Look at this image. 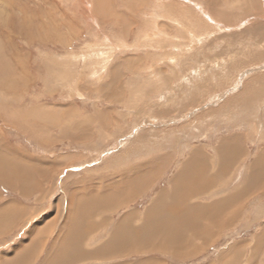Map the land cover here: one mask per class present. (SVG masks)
I'll list each match as a JSON object with an SVG mask.
<instances>
[{"label": "rangeland", "instance_id": "rangeland-1", "mask_svg": "<svg viewBox=\"0 0 264 264\" xmlns=\"http://www.w3.org/2000/svg\"><path fill=\"white\" fill-rule=\"evenodd\" d=\"M1 140L11 162L0 145V178L27 175L23 187L0 180V259L35 232L26 264H44L81 220L108 221L84 238L100 247L171 189L193 152L220 173L231 152L218 151L233 140L223 192L190 202L209 209L204 240L181 258L139 246L79 264H264V0H0ZM137 174L146 186L111 208ZM108 192L110 212L89 217L90 194L95 206ZM9 203L18 214L3 213Z\"/></svg>", "mask_w": 264, "mask_h": 264}, {"label": "crops", "instance_id": "crops-1", "mask_svg": "<svg viewBox=\"0 0 264 264\" xmlns=\"http://www.w3.org/2000/svg\"><path fill=\"white\" fill-rule=\"evenodd\" d=\"M226 141H224L221 144V147L218 151L219 155H221L220 151L225 146H227L226 150H228V153L237 152V149H235L236 148L235 145H231V144L228 145ZM232 144H235L234 141H232ZM0 145L2 147L4 146V148L2 149H5L6 147V149L4 150L7 151L6 153H4L5 157L4 155L2 156L6 158L5 160L7 161V157L11 156L9 155L11 153H8L9 149L11 148L8 147L7 144H4L2 140L0 142ZM234 157L235 158L237 157V153H234ZM207 159H208L206 162L207 169L205 171H198L190 168L191 166H189V161H188L187 164L184 165L182 173L174 180V184L171 185V189L167 193L161 194L157 198V200L153 203L152 207L146 211L144 216L141 217L138 215L137 217H134V214H127V216H129V223H128L129 229L127 230L128 240L125 243L124 247H121L120 251L117 252L118 249L115 244L116 228L119 226V224L126 215L122 218V220L119 221L117 225H115L113 234H110V239L108 240V244L104 243L101 244L100 247L98 246V248L94 247L93 249L91 248L88 249L89 244L85 240L82 244L81 249H83L84 251L94 250V252L93 254L80 259L74 264H79L81 262L88 260L96 261V263H104L102 261L110 262L113 258L117 259V257L120 256H127V253L129 251H134L139 246H140L141 254L144 255L146 254L154 255L157 253H170L175 257L181 258L182 255L181 252H184L185 248L191 246L195 238H198L199 240L200 239L204 240V238L207 237V233L206 232L203 233L202 232L203 230L201 231V228L200 226L197 225L198 224L197 222L199 217L207 216L209 209L201 205L191 206L190 202L194 198H198L202 196L212 197L222 193L223 191L221 188H223L225 184L219 183V180L227 175V172H225V174L220 172L216 175H210L209 174L211 170V167H209L210 160L209 158ZM234 160L232 159V162H234ZM7 162L8 165H10L11 161L10 162L7 161ZM3 163L4 162L0 163L1 167L2 165H4V167L6 168L7 166H5V164ZM256 166H254V171ZM8 171L9 173L12 172L11 169H9ZM252 176H253V171L251 173V178H253ZM251 178L249 177L250 183L248 185H251V180H252ZM0 180L3 181L7 186L15 187L16 185L13 184L12 182H17L19 186L23 187V184L21 185L19 183V179L16 178H14V180L11 179L12 181L2 180L1 178ZM205 183H209L208 184L209 186L208 185L206 186ZM215 187L218 190L216 192H212L211 189ZM242 188H247V187H242ZM23 189L25 193H28V190L26 188ZM244 192L245 191H243V194ZM234 198H235L234 196L228 197L225 199L224 202H233L235 201ZM1 202L2 201L0 200V204L5 205L4 202L2 203ZM18 211H20L19 208L16 205H10V203L3 207V213L14 212L18 214ZM3 217L4 216L0 217V220L5 218ZM133 219L135 220L139 219L140 223L142 222L141 225L135 226L134 224H132ZM181 220H184L185 222ZM107 224L108 221H104L103 225L101 223H98L96 224V226H98V228H101V225L104 226ZM179 224L180 225L184 224L186 226L179 228ZM71 225L73 227L75 223L72 222ZM92 225H88V226L90 228L96 227L94 226V224ZM72 227H70V229ZM30 234L31 235L30 237H28L27 243L26 244L23 243L18 248H16L14 254L12 255L14 257L6 258V259H10V260L13 259L14 261H16L15 264H21V261L22 264H26V262L31 258L33 247L37 239L35 236V232ZM112 253L116 255H112ZM51 259H53L52 255L51 258L49 257V259H47L46 263ZM149 263L151 264L150 260L143 261L142 259L141 261H138L137 264H149Z\"/></svg>", "mask_w": 264, "mask_h": 264}, {"label": "bare ground", "instance_id": "bare-ground-1", "mask_svg": "<svg viewBox=\"0 0 264 264\" xmlns=\"http://www.w3.org/2000/svg\"><path fill=\"white\" fill-rule=\"evenodd\" d=\"M232 141L233 140H228L226 141V143L228 145H235V144H232ZM236 147V146H235ZM234 147V148H235ZM227 146H225L221 151H220V154L221 152H225ZM231 149V148H230ZM236 149V148H235ZM234 153H237V152H234ZM234 153H231V156L229 158L228 161H226V164L227 166L225 167V162L224 164H221L224 165L223 168L220 169V172L221 173H224L227 172V169L229 170L228 165H230V163L232 162V159H236L234 157ZM224 154V153H223ZM219 155V157L222 158V156H225V155ZM238 155V154H237ZM236 156V155H235ZM226 157V156H225ZM220 158V159H221ZM224 159V157L222 158ZM207 158L204 156V155H199L198 152H195L193 154H191L190 156V160H189V166H191L190 168L194 169V170H198V171H205L207 168H206V162H207ZM222 161V160H220ZM219 162V161H218ZM233 163V162H232ZM231 163V164H232ZM220 164V165H221ZM230 167V166H229ZM1 169V168H0ZM10 169V168H9ZM140 170H141V167H140ZM225 170V171H224ZM1 171V170H0ZM7 171V170H6ZM23 172V171H22ZM3 177H2V180H6V181H12L11 177H9V175L7 176V172H5V170H3ZM13 174H14V178L16 179H19V183L22 185V182L24 180V178L26 177L27 173H20L18 172V170H15V172L13 171ZM26 174V175H25ZM42 175V174H41ZM45 175V174H44ZM138 176L134 177L133 179H130V180H125V190L122 191L121 189L117 188L120 192H123L124 194L120 195V194H115V195H120V196H116V200L114 202H111L112 204H114L112 207H120L121 205H125V200H127V198H129L128 195H131V196H135L136 194H138V192L141 190L142 188V185H145L147 184L146 182V179L143 178L141 175L137 174ZM142 180H141V179ZM13 184H16V186L19 184L17 182H12ZM209 183H205V185L207 186ZM209 186V185H208ZM133 187V192H129V190ZM128 188V189H127ZM242 191V192H241ZM243 191L247 192V188H242L240 189V192H237L235 193L234 196V200H236L239 196L243 195ZM244 192V193H245ZM111 194H114V193H106L104 194L103 196L99 197V198H96V203H95V206L93 203L94 199H93V195L92 193L90 194V198H92L93 201L90 200V205H87V206H91L89 210H93V212L90 213V216L92 217L94 213L98 212V213H109L110 212V196H113ZM127 195V196H126ZM93 196V197H92ZM125 197V198H124ZM237 197V198H236ZM71 200H69L68 202V205L66 207V222L64 223V226L65 224H68V217H70V214L71 211H72V206H74L73 202H74V198L71 197L70 198ZM89 199V198H88ZM128 201V200H127ZM103 205L105 206V210H102L103 208ZM83 208V207H82ZM103 212H102V211ZM74 213V212H73ZM75 214H78L80 215V212L78 213H75ZM84 215V214H83ZM79 219V218H78ZM58 219L54 220L53 223L55 222H58L57 221ZM83 220H81L80 223L76 222L75 225L71 228V232L69 234H67L66 236L63 235L62 238L56 242H54V245L53 247L51 248L50 250V255L49 257L51 258V255L53 256V259H51L50 261H48L46 264H74L76 263L77 261H79L80 259L82 258H85L86 256L88 255H91L93 254L94 250H88V251H84L82 248V244L83 242L85 241V237L87 235H89L91 232L93 231H97L98 229V226H96L95 228H90L88 225H85L82 223ZM129 223V216H125L123 218V220L121 221V223L119 224V226L116 228V247H117V252L121 250V247H124L125 243L127 242L128 240V236H127V230L129 229L128 227V224ZM58 224V223H57ZM71 224V223H70ZM80 224V225H79ZM101 224L103 225L104 224V221L101 222ZM54 225V224H53ZM79 225V227H78ZM101 225V227H102ZM66 227V226H65ZM78 227V228H77ZM124 227V228H123ZM123 228V229H122ZM122 229V230H121ZM157 229V228H156ZM159 229V228H158ZM56 230V229H55ZM58 237V236H57ZM59 239V238H58ZM106 244H108V241L106 242ZM48 257V259H49ZM16 261H14L13 259H6V258H1L0 259V264H15ZM45 264V263H44Z\"/></svg>", "mask_w": 264, "mask_h": 264}]
</instances>
